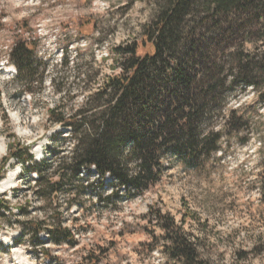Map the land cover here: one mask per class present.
Instances as JSON below:
<instances>
[{
  "label": "rangeland",
  "instance_id": "374dc122",
  "mask_svg": "<svg viewBox=\"0 0 264 264\" xmlns=\"http://www.w3.org/2000/svg\"><path fill=\"white\" fill-rule=\"evenodd\" d=\"M167 1L41 0L42 7L22 17L20 9L6 7L12 0H0V54H5V45L11 53L19 42L33 43L39 64L34 81L28 86L20 83L23 91L15 99H22L24 92L39 96L51 76L55 87L49 97H61L57 113L75 116L84 124L95 120L90 110L105 108L95 94L109 77L122 73L113 51L140 44L146 27ZM191 1L181 45L197 55L195 73L203 93L213 87L212 93H204L203 112L194 127L201 145L211 137L206 148L215 151L205 148L193 163L166 153L160 178L145 190L129 192L93 173L75 176L73 133L63 136L58 131L51 137L45 160H14L23 162L25 170L12 179L16 186L8 188L11 199L7 192L0 194L10 207H0V237L10 240L6 244L0 239V264H29L24 256L36 264H185L171 257L170 243L150 214L152 209L183 227L206 264H264V71L254 67L264 53V18L261 13L214 16L207 0ZM105 2L109 7L101 10ZM43 18H51L50 28L58 31L40 38L37 24ZM52 35L56 39L49 43ZM240 60L249 63L243 74ZM248 76H254L255 86L242 82ZM28 104L39 107L40 101ZM44 108L42 126L59 123L46 103ZM2 115L0 134L7 130L8 146L25 145L12 137L15 133L2 123ZM4 158H0V187L15 169V163L2 167ZM63 174L64 188L56 197L50 182H58ZM19 207L25 211L19 212ZM34 223H44L48 230L62 226L73 238H55L49 231L36 237ZM4 225L18 227L19 234L9 235ZM17 246L25 251L12 252Z\"/></svg>",
  "mask_w": 264,
  "mask_h": 264
},
{
  "label": "trees",
  "instance_id": "16d2710c",
  "mask_svg": "<svg viewBox=\"0 0 264 264\" xmlns=\"http://www.w3.org/2000/svg\"><path fill=\"white\" fill-rule=\"evenodd\" d=\"M167 2L157 19L146 27L144 40L140 44L113 51L116 63L123 67L122 73L109 77L102 91L95 94L105 103L104 110L100 112L90 110L95 120L84 124L75 116L66 118L55 109L49 110L60 124L72 130L76 147L71 166L75 176L79 177L83 169L91 172L94 166L101 180L106 173H111L113 184L116 181L120 188L129 192L133 189L141 191L160 178L161 161L166 153L190 163L203 155L211 137L206 136L205 146H202L201 141L197 140L194 120L203 112L204 93H212L213 87L203 93L201 79L195 73L197 55L193 54V50L186 51L181 45L184 40L183 28L192 11V1ZM207 3L214 16L261 13L259 16L264 18V0H207ZM140 51L144 53L142 56L139 55ZM184 52L189 57L185 58ZM10 54L21 69L20 83L28 86L38 75L36 45L19 42ZM258 59L254 67L264 71V53ZM248 67V62L240 60L238 69L242 74ZM242 82L245 86L256 85L254 76H248ZM261 99L264 101V92ZM12 137L16 138L15 135ZM17 145L15 142L9 144V153L2 167L8 165L9 158L31 163L29 146ZM208 151L212 153L215 149ZM131 165L135 169L131 170ZM33 170L40 174L36 165ZM65 176L63 174L58 182H50L56 197L64 188ZM42 179L40 175L38 183ZM6 203L0 196V207L9 210ZM18 210L23 213L25 208L19 207ZM150 214L165 231L172 258L182 259L185 264H206L196 244L173 218L153 209ZM33 227L36 237L49 231L55 238L60 235L69 241L73 238L71 231L62 226L48 230L44 223H34Z\"/></svg>",
  "mask_w": 264,
  "mask_h": 264
},
{
  "label": "clouds",
  "instance_id": "9594fccd",
  "mask_svg": "<svg viewBox=\"0 0 264 264\" xmlns=\"http://www.w3.org/2000/svg\"><path fill=\"white\" fill-rule=\"evenodd\" d=\"M6 7H12L15 9H20V16L27 17L36 12L40 7H42L41 0H12L10 5ZM109 4L105 2L103 4V9H107ZM52 24L51 18H43L37 24L36 35L40 38L49 37L51 31H58V29H51ZM56 36L52 35L50 40H55ZM11 43V41H9ZM5 54H0V113H2V123L7 127H10L15 133L16 137L21 143H24L28 147V152L31 155V162L38 163L46 158L47 148L52 144L51 137L58 131L63 136H71L72 132L68 128H62L59 123H52L50 125H45V108L46 103L48 109H55L58 106V102L61 97L59 95H52L49 97V93L54 90V85L52 83V77L49 76L45 79V91L37 97H31L27 92L23 93V98L20 100L15 99V94L22 92L20 87V74L21 69L15 59L12 58L10 52L7 50V46L4 48ZM37 55H43V53H38ZM107 55V52L104 53ZM46 58V57H45ZM40 101L39 107H29L28 102ZM6 129L4 134H0V158L8 156V143ZM34 145V146H32ZM15 163L14 159L9 158L8 164ZM94 167V166H93ZM25 170V165L23 162L15 163V169L9 175L18 176ZM106 175H111V173H106ZM16 185H11L15 187ZM10 186L5 184L0 187V194L8 193V199H11V192L8 191ZM42 218V217H41ZM4 231L9 235H18V227H8L4 225ZM4 243H9V236L0 237ZM25 249L23 247L12 248L14 253H23ZM24 259L29 262V264H36L34 259H29L28 256H24Z\"/></svg>",
  "mask_w": 264,
  "mask_h": 264
},
{
  "label": "bare ground",
  "instance_id": "6f19581e",
  "mask_svg": "<svg viewBox=\"0 0 264 264\" xmlns=\"http://www.w3.org/2000/svg\"><path fill=\"white\" fill-rule=\"evenodd\" d=\"M14 176H10L9 178H7L4 182L1 183V186H4L5 184L7 185H11L12 183V179H13Z\"/></svg>",
  "mask_w": 264,
  "mask_h": 264
}]
</instances>
